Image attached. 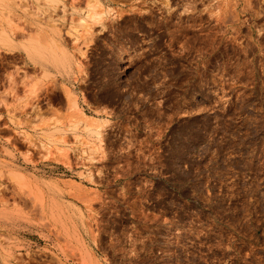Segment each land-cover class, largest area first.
<instances>
[{
    "label": "rangeland",
    "instance_id": "obj_1",
    "mask_svg": "<svg viewBox=\"0 0 264 264\" xmlns=\"http://www.w3.org/2000/svg\"><path fill=\"white\" fill-rule=\"evenodd\" d=\"M0 264H264V0H0Z\"/></svg>",
    "mask_w": 264,
    "mask_h": 264
},
{
    "label": "bare ground",
    "instance_id": "obj_2",
    "mask_svg": "<svg viewBox=\"0 0 264 264\" xmlns=\"http://www.w3.org/2000/svg\"><path fill=\"white\" fill-rule=\"evenodd\" d=\"M97 6V5H96ZM100 6V5H99ZM91 8V7H90ZM98 16V15H97ZM101 16V15H100ZM96 18V17H95ZM30 50H33V48L32 49H30ZM28 52V51H27ZM38 53V52H37ZM40 54V53H39ZM38 54H36V56H37ZM41 55V54H40ZM40 58V57H39ZM42 60V59H41ZM72 104V103H71ZM76 106V105H75ZM78 113V112H77ZM80 113V112H79ZM80 114H82V113H80ZM79 115V114H78ZM81 120H83V118L81 119ZM84 121V120H83ZM86 121V120H85Z\"/></svg>",
    "mask_w": 264,
    "mask_h": 264
}]
</instances>
